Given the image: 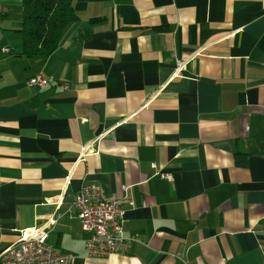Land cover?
I'll return each instance as SVG.
<instances>
[{
    "label": "crops",
    "instance_id": "crops-1",
    "mask_svg": "<svg viewBox=\"0 0 264 264\" xmlns=\"http://www.w3.org/2000/svg\"><path fill=\"white\" fill-rule=\"evenodd\" d=\"M72 2L26 58L23 0H0V254L54 218L73 264H264V0ZM86 184L133 201L128 255L87 257Z\"/></svg>",
    "mask_w": 264,
    "mask_h": 264
},
{
    "label": "built area",
    "instance_id": "built-area-1",
    "mask_svg": "<svg viewBox=\"0 0 264 264\" xmlns=\"http://www.w3.org/2000/svg\"><path fill=\"white\" fill-rule=\"evenodd\" d=\"M9 51V50H5ZM187 62H178L175 75H180ZM51 82L41 76L28 81L29 88H45ZM86 122V120H84ZM90 146L84 149L83 157L89 153ZM156 168V165H153ZM162 178L173 181L171 174H160ZM124 193L127 187L123 186ZM134 206L133 201L123 196L108 194L99 184H86L81 187L74 201L75 214L82 231L89 235L86 241L87 257L108 260L113 256L128 255L134 239L124 235L126 210L123 203ZM56 219L23 231L19 241L0 254V264H73L74 256L63 253L49 245L48 239Z\"/></svg>",
    "mask_w": 264,
    "mask_h": 264
},
{
    "label": "trees",
    "instance_id": "trees-1",
    "mask_svg": "<svg viewBox=\"0 0 264 264\" xmlns=\"http://www.w3.org/2000/svg\"><path fill=\"white\" fill-rule=\"evenodd\" d=\"M78 20L72 0H23L20 55L26 58L50 57ZM237 162L242 163L240 158Z\"/></svg>",
    "mask_w": 264,
    "mask_h": 264
}]
</instances>
